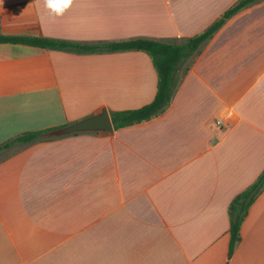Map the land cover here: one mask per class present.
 I'll use <instances>...</instances> for the list:
<instances>
[{
    "label": "crops",
    "instance_id": "0c3cea01",
    "mask_svg": "<svg viewBox=\"0 0 264 264\" xmlns=\"http://www.w3.org/2000/svg\"><path fill=\"white\" fill-rule=\"evenodd\" d=\"M240 0H0L6 36L181 44ZM142 51L0 44V145L152 103ZM220 122V124L218 123ZM0 161V264H264V192L229 256V207L264 171V1L181 67L167 111L113 134L53 138Z\"/></svg>",
    "mask_w": 264,
    "mask_h": 264
},
{
    "label": "trees",
    "instance_id": "16d2710c",
    "mask_svg": "<svg viewBox=\"0 0 264 264\" xmlns=\"http://www.w3.org/2000/svg\"><path fill=\"white\" fill-rule=\"evenodd\" d=\"M264 0H240L228 9L221 18L204 32L186 39L181 44L169 43L148 38H137L118 42L83 43L69 40L6 36L0 31V44L25 45L41 49L73 52L78 54L115 53L124 51H142L150 55L158 73V91L155 100L139 109L111 112L115 130L149 122L163 115L171 105L180 83L182 65L194 56L201 47L219 32L227 21L245 8ZM48 131L25 132L0 145V157L15 149L41 141ZM264 192V171L258 179L232 201L229 207L230 246L232 257L241 242V228L249 211L258 197Z\"/></svg>",
    "mask_w": 264,
    "mask_h": 264
},
{
    "label": "water",
    "instance_id": "95a60500",
    "mask_svg": "<svg viewBox=\"0 0 264 264\" xmlns=\"http://www.w3.org/2000/svg\"><path fill=\"white\" fill-rule=\"evenodd\" d=\"M115 131L111 115L103 107L93 114L68 126L52 130L46 134L49 138H61L78 134H113Z\"/></svg>",
    "mask_w": 264,
    "mask_h": 264
},
{
    "label": "clouds",
    "instance_id": "9594fccd",
    "mask_svg": "<svg viewBox=\"0 0 264 264\" xmlns=\"http://www.w3.org/2000/svg\"><path fill=\"white\" fill-rule=\"evenodd\" d=\"M72 4L73 0H45V7L53 17H62Z\"/></svg>",
    "mask_w": 264,
    "mask_h": 264
},
{
    "label": "rangeland",
    "instance_id": "374dc122",
    "mask_svg": "<svg viewBox=\"0 0 264 264\" xmlns=\"http://www.w3.org/2000/svg\"><path fill=\"white\" fill-rule=\"evenodd\" d=\"M14 151H16V150H14ZM9 154H10V153H5V154H3V155L0 157V161H1L2 159H4L5 157H8Z\"/></svg>",
    "mask_w": 264,
    "mask_h": 264
},
{
    "label": "built area",
    "instance_id": "2783aa9c",
    "mask_svg": "<svg viewBox=\"0 0 264 264\" xmlns=\"http://www.w3.org/2000/svg\"><path fill=\"white\" fill-rule=\"evenodd\" d=\"M220 124V122H218Z\"/></svg>",
    "mask_w": 264,
    "mask_h": 264
}]
</instances>
